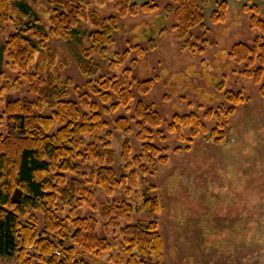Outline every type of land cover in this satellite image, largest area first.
<instances>
[{"label": "trees", "instance_id": "obj_1", "mask_svg": "<svg viewBox=\"0 0 264 264\" xmlns=\"http://www.w3.org/2000/svg\"><path fill=\"white\" fill-rule=\"evenodd\" d=\"M43 1L49 11L45 31L26 0H0V33L6 26L12 29L0 45V64L16 73L13 89L26 84L27 93L34 98H10L4 103L0 100V121L4 120L7 129L0 134V264H90L79 254L99 255L108 250L109 244L95 234L96 219L79 216L82 207L96 209L92 186L108 193L117 187L134 189L135 198L141 197L135 208L126 201H113L100 206L99 214L108 219L107 226L120 227L124 264H162L156 216L162 208L161 201L150 197V189L141 196L136 191L140 180L144 182L167 164L169 149L154 144V138L166 141L160 130L163 121L154 105L139 99L131 110L133 85L136 93L144 96L152 90L154 81L132 79L137 59L145 51L139 44L126 46L120 52L110 50L114 34L121 27L119 20L154 14L159 8L154 0L140 4L132 0H95L100 5L109 2L113 6V14L101 17L86 3ZM166 1L157 18L171 15V29L180 50L194 52L190 37L193 29L203 34L209 31L204 17L208 0ZM245 1L242 11L249 14L248 27L255 37L251 44H233L226 56L243 64L241 75L258 86L264 99V10L251 0ZM227 11L225 0L215 2L209 16L211 23L225 22ZM84 22L90 26L86 33L88 45L81 50L77 65L87 82L76 86L69 77L52 71L55 52L47 45V38L68 41L77 37ZM164 31L160 27L158 34ZM147 43V50L154 48L155 40ZM102 65L107 73L101 72ZM255 65L258 67L252 70ZM215 87L228 107L206 110L203 120L194 112L175 114L167 124L169 134L187 143L182 150L188 149L194 138L207 134V140L214 144L226 139L228 119L244 98L241 92L224 90V81ZM121 109L131 114L119 115L111 122L105 119ZM212 121L215 125L208 130L206 122ZM112 131L126 136L134 133L140 144L134 152L128 138L123 140L119 159L124 173L120 177L113 167L116 156ZM133 211L154 217L147 223L121 227L120 221L128 222Z\"/></svg>", "mask_w": 264, "mask_h": 264}, {"label": "rangeland", "instance_id": "obj_2", "mask_svg": "<svg viewBox=\"0 0 264 264\" xmlns=\"http://www.w3.org/2000/svg\"><path fill=\"white\" fill-rule=\"evenodd\" d=\"M71 1L88 4L89 10L101 17L110 16L114 11L109 2L100 5L95 0ZM132 1L140 4L148 0ZM217 1L221 0H208L204 9L209 31L205 34L201 30L192 31L190 37L195 46L194 52L180 50V42L171 29V15L164 19L157 18L166 0H154L159 8L154 14H138L119 20L121 27L114 34V43L110 48L113 53L139 44L145 51L137 59L132 79L154 81L152 90L144 96H139L133 85L135 94L131 110L139 99L154 105L163 121L160 130L166 138L165 142L154 138V144L169 149L167 164L144 182L140 180L136 191L141 196L143 191L150 189V197L156 196L161 201L162 208L156 216L162 240V264H264V159L259 164L257 157L251 158L248 166V159L241 158V166H238L225 159V155L233 151L230 142L213 144L207 140V134L194 138L188 149L182 150L187 143L178 142L174 135L167 132V124L175 114L194 112L203 120L206 110L217 111L221 105L228 107L215 87V84L224 81V90L241 92L244 98V103L237 106L228 119L225 128L227 134L229 132L236 138L244 135L246 130L257 141L264 135V99L258 93V86L241 75L243 64H236L226 56L233 44H251L255 37L248 27L249 14L242 11V6L247 2L225 0L228 4L225 22L212 24L209 16ZM26 2L43 30H47L49 11L44 1ZM251 3L264 10V0H251ZM160 27L165 31L158 34ZM88 30L90 26L84 22L77 37L68 41L47 38V45L55 52L52 71L60 73L63 78L69 77L76 86H83L87 82L77 64L81 50L88 45ZM10 33L11 27L6 26L4 32L0 33V45ZM149 39L155 40V46L147 50ZM131 57H135L134 53ZM40 58L41 54H38V62ZM256 67L258 65L252 70ZM0 71L3 72L0 75V100L3 103L10 98L34 99L27 93L26 84L19 90L13 89L12 80L16 78V73L10 72L4 64H0ZM101 72L107 73L105 65L101 66ZM2 112L3 105L0 106V116ZM124 114L129 116L131 113L121 109L105 119L111 122ZM214 122H206L208 130L214 127ZM6 132L2 120L0 134ZM125 138H128L134 152L138 151L140 145L134 133L126 136L112 131V149L116 156L113 167L117 177L124 173L119 155ZM176 148L180 150L177 153L174 152ZM87 188L91 186L87 185ZM92 191V202L96 209L82 207L79 216L96 219L95 234L105 240L109 248L99 255L84 252L79 254L80 259L90 264H124L126 255L120 227L107 226L108 219L99 214L100 206L113 201H126L135 208V204H140L141 197L137 200L134 189L129 191L123 187L114 188L108 193L92 186ZM153 217L147 212L133 211L130 220L120 221V225L143 224Z\"/></svg>", "mask_w": 264, "mask_h": 264}, {"label": "flooded vegetation", "instance_id": "obj_3", "mask_svg": "<svg viewBox=\"0 0 264 264\" xmlns=\"http://www.w3.org/2000/svg\"><path fill=\"white\" fill-rule=\"evenodd\" d=\"M263 132H264V130H263ZM250 134H251L250 131L248 132L245 130L244 135L236 136V138H235V137H232L228 132L227 137L223 142H227V143L230 142L231 146L233 147L232 148L233 151H232V153L228 152L225 155V159L226 158H228L227 160L230 159L232 163H234V164L237 163L238 166H241L240 165L241 158H243L244 160L248 159L247 162H248V166H249L251 163V158L257 157L258 163L260 164L264 159V157H262V156H264V135L262 137H259V140L257 141L255 139H253L252 137H250L249 136ZM250 145H251V150H250ZM231 154H234V155L232 156ZM243 169H245V168H243ZM222 187L224 189L226 188L224 186H222ZM259 194L262 195V192L260 191ZM262 204H264V203H262ZM252 227H253V225H252Z\"/></svg>", "mask_w": 264, "mask_h": 264}]
</instances>
